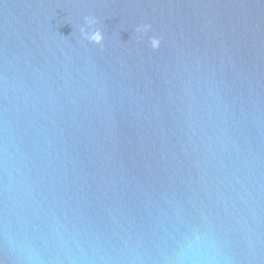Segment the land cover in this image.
Returning a JSON list of instances; mask_svg holds the SVG:
<instances>
[{"label":"water","instance_id":"obj_1","mask_svg":"<svg viewBox=\"0 0 264 264\" xmlns=\"http://www.w3.org/2000/svg\"><path fill=\"white\" fill-rule=\"evenodd\" d=\"M193 260L264 264V0H0V264Z\"/></svg>","mask_w":264,"mask_h":264},{"label":"clouds","instance_id":"obj_2","mask_svg":"<svg viewBox=\"0 0 264 264\" xmlns=\"http://www.w3.org/2000/svg\"><path fill=\"white\" fill-rule=\"evenodd\" d=\"M85 21H86L87 25H94L96 23V20L91 16L85 17ZM150 28H151V25L145 23V24H142L140 26H137L136 32L137 33H141V32L147 33L150 30ZM81 31L85 32L84 28H82ZM85 36L89 41L94 42L96 44H101V42L104 39L103 34L99 29H93L91 31H86ZM160 44H161V38L160 37L152 36L150 38V46L153 49L159 48ZM193 244H195V242H193ZM193 264H196L195 260H193Z\"/></svg>","mask_w":264,"mask_h":264}]
</instances>
